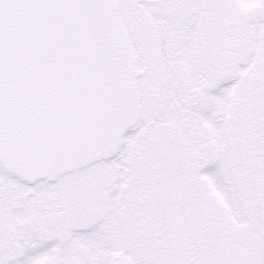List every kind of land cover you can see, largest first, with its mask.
<instances>
[{"label":"flooded vegetation","instance_id":"1","mask_svg":"<svg viewBox=\"0 0 264 264\" xmlns=\"http://www.w3.org/2000/svg\"><path fill=\"white\" fill-rule=\"evenodd\" d=\"M118 6L138 61L139 124L116 166L55 184L0 169V264H127L105 242L134 232L143 250L160 249L159 264H179L174 220L191 264H220L219 244L231 264H264V0ZM126 254L156 262L133 241Z\"/></svg>","mask_w":264,"mask_h":264},{"label":"water","instance_id":"2","mask_svg":"<svg viewBox=\"0 0 264 264\" xmlns=\"http://www.w3.org/2000/svg\"><path fill=\"white\" fill-rule=\"evenodd\" d=\"M3 2L4 0H0V6ZM6 4L11 5L13 9L27 10L25 16L31 18L34 31L25 34V38L29 42L33 39L32 36H37V55L33 57L38 58L40 65H36L35 60L31 61V78L35 84L31 82L34 84L31 88L29 83L28 95L33 97L37 94L39 103L35 108L37 112L25 114L22 118L31 123L32 127L39 129L27 128L24 133H20L8 126L7 128L12 129L10 140H4L5 136L0 134V141H5L6 151L13 159L14 165L18 164L16 159H19V156L25 158L24 156L31 152L37 154L39 161H55V154L52 152L58 143L60 149L57 162L63 163L73 156L77 158L75 161L82 162L86 158V147L90 139L85 135L81 139L75 138L81 134L78 130L79 116L89 112L92 114L94 107L100 106L98 98L101 96L104 106L111 105L115 115H118L119 98H115V94L120 93V98L122 96L120 84L123 63L117 43L118 35L114 31L115 28L108 27L111 23L104 15L108 13V10L104 9V0H6ZM17 33L9 30L11 37ZM57 38L62 43H59ZM23 54L27 55L26 51ZM49 57L54 58L56 62L47 67L45 62ZM74 66L84 73V83H79L75 78ZM72 79L75 84L86 88L83 94L86 99L85 106H79L68 97L67 88ZM70 103L78 107L70 110ZM0 116L4 118L0 120V128L3 127V120L6 124L16 122L4 102L0 104ZM72 131L74 135L71 136ZM76 140L81 141L76 144L79 150L73 144ZM74 150L79 153L76 151L77 154H74ZM36 168L31 162L32 173Z\"/></svg>","mask_w":264,"mask_h":264}]
</instances>
